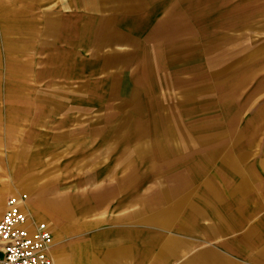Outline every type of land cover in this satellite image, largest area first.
<instances>
[{
	"label": "rangeland",
	"instance_id": "1",
	"mask_svg": "<svg viewBox=\"0 0 264 264\" xmlns=\"http://www.w3.org/2000/svg\"><path fill=\"white\" fill-rule=\"evenodd\" d=\"M144 9L157 20L123 49H104L106 20L87 15ZM69 14L80 18L64 29L51 18ZM80 123L93 128L48 131ZM14 159L28 166L15 179L42 188L63 264L96 263V211L72 207L104 179L124 207L103 211L102 227L155 223L159 204L187 202L192 264H264V0H0L1 181ZM47 198L67 209L53 214Z\"/></svg>",
	"mask_w": 264,
	"mask_h": 264
},
{
	"label": "crops",
	"instance_id": "2",
	"mask_svg": "<svg viewBox=\"0 0 264 264\" xmlns=\"http://www.w3.org/2000/svg\"><path fill=\"white\" fill-rule=\"evenodd\" d=\"M155 10L156 9H153V12L151 9L99 12L87 13V15L95 20L97 18L106 20L99 22V24L105 29L107 38H110V40H107L109 41V44L102 46L104 49H123L125 47L129 48L132 45L131 39L136 35L134 31L138 28V26L157 20L154 15ZM51 18L61 21L64 20L63 24H61V27L64 29L67 26V19L71 18L72 20H77L78 22L80 14L54 15ZM110 18H112V20H110ZM78 25L80 27V24ZM48 28H50V25L47 24L46 29ZM46 33L48 34V31H46ZM64 126L65 127H61L60 125H57L55 128L52 127V129L48 131L57 134L72 130H87L88 128H93L92 123H80ZM95 126L97 125L95 124ZM101 155L97 158V155L88 154L84 156V159L88 162L112 159L110 156L106 157L105 155ZM82 160L83 159H78L76 161ZM15 161L16 160L14 159V161L10 164L7 161V173H9V177L6 180H0V217L5 210V200L9 196L25 195V209L29 214H35L36 216L34 215L35 217H33L36 218L38 217L37 214L40 215L37 211V201L39 200V197L41 199V195H43V192H41L42 188L33 187L30 184L27 185V176H23L24 179L20 177L15 179L17 172L21 171L24 175H26L24 171L27 170L28 167L15 166ZM108 174L109 173L104 170L98 175V177L104 178L108 176ZM29 179L31 180L30 175ZM88 194L90 195V205L88 207L75 203L72 209L73 211H81L83 209L96 211L91 214V221L96 227L91 230L92 235L95 238L92 241V246L96 252L98 251V254L95 252V264H192L197 259L195 258L197 249L195 234L190 231L188 225H186V227H181L186 229L181 232V228L178 223L180 213L187 214V216L189 214L187 202L185 203L186 206H183L180 210H178V207L173 203V201L165 200L166 202L164 204H159L161 209L154 212V217L156 219L155 223L150 224L147 222V224L140 222L135 225L132 224L128 218V220H124V224H122L119 230L116 229L115 233L110 227H108L112 221L109 220V222L107 217H104L103 211L109 208H120V206L124 207L123 203H121L120 206L116 205L119 200H122V188L119 190L113 189L111 185H106V181L104 179V181L99 182L95 187H93ZM41 200L44 201V198L42 197ZM47 200L55 201V203L45 205L47 209L50 207L52 208L51 212L53 214L56 212L60 214L61 211L67 209V205L62 204L61 202V204H59V202H57V198L55 200L47 198ZM191 204H193V200H191ZM125 206L127 207L126 211L128 213L130 205L127 203ZM124 212L125 211L122 210V214ZM127 215L130 216L129 213ZM40 217L43 222L47 223L50 232H52L53 248L50 254L52 261L54 264L57 262L58 264H63V256L65 257L67 255L66 252L63 254V251H68V249L65 246L63 247L62 244L60 245V241H55V236H57L60 240L61 232L58 231L59 233L56 235L49 219L42 215H40ZM106 223H108L107 227H102V225H105ZM76 250V257L77 255L79 257L78 252L81 249ZM72 253L73 251L70 254ZM231 264L239 263L235 261Z\"/></svg>",
	"mask_w": 264,
	"mask_h": 264
},
{
	"label": "built area",
	"instance_id": "3",
	"mask_svg": "<svg viewBox=\"0 0 264 264\" xmlns=\"http://www.w3.org/2000/svg\"><path fill=\"white\" fill-rule=\"evenodd\" d=\"M26 196H9L0 217V264H54L52 232L29 217Z\"/></svg>",
	"mask_w": 264,
	"mask_h": 264
}]
</instances>
